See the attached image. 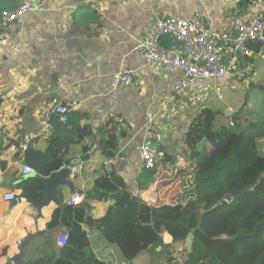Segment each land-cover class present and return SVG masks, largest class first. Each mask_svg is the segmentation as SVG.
I'll use <instances>...</instances> for the list:
<instances>
[{
  "label": "crops",
  "instance_id": "crops-1",
  "mask_svg": "<svg viewBox=\"0 0 264 264\" xmlns=\"http://www.w3.org/2000/svg\"><path fill=\"white\" fill-rule=\"evenodd\" d=\"M238 2L32 0L33 14L22 18L12 29L0 28V264H5L8 257L19 251L18 244L27 233L36 231V225L40 236L26 250V257H34L29 262L57 258L62 247L57 237L68 230L65 222L78 216L70 208L78 204H69V199L82 194L86 202L96 179L107 171H115L130 190L150 204H174L190 191L191 173L180 171L179 175L177 172L188 168L190 152L186 132L190 123L203 107L219 112L217 105L227 103L225 91L232 104L238 94V83L243 87L246 82L250 85V81L264 78V50L258 54L255 66L245 56L233 57L228 52L225 64L232 66L230 78L202 82L189 92L178 93L175 83L179 75H172L159 66L144 67L143 51L135 46L148 35L156 20L168 16L191 18L197 13L204 15L207 24L217 31L228 28L225 37L234 38L236 32L229 28L232 19L247 21L253 14L264 11V0H256L248 8L240 7ZM82 13H95L97 17L84 15L91 16L85 23L79 20L78 15ZM161 45L176 47L186 54V49L168 35L161 37ZM128 68L139 69L133 83L113 89L114 74ZM55 98L68 106L70 119L67 124L55 123L54 134L67 136L71 128L88 125L92 137H87L81 145L72 146L68 162H64V166H72L70 181L74 192L67 186L58 188L60 201L65 203L63 211L52 203L42 210L40 217L34 205L12 204L5 201L3 195L15 191L17 198L32 199L24 196L19 186L26 180L22 165L34 168L32 163L26 162L25 151L29 147L37 151L47 148L49 138L40 135L39 129L55 117L52 102ZM227 110L233 112L232 120L236 110L230 104ZM108 123L119 127L118 149L113 157L96 152L100 148V130ZM222 124L226 122L218 126ZM149 135L157 147L168 148L176 164H160L159 179L144 189L138 183L144 170L139 149ZM159 158L158 152L157 161ZM78 159H81L79 163L71 164ZM74 167L78 168L77 173ZM175 174L178 180L173 177ZM187 175L190 182L179 186L169 202L168 194ZM42 187L43 184L37 190ZM35 199H42V195ZM110 203L109 200H90L89 215L103 216ZM84 229L93 252L107 264H148L141 259L142 254L132 262L126 261L119 248L106 241L100 231L87 225ZM163 238L166 243L172 242L168 233H164Z\"/></svg>",
  "mask_w": 264,
  "mask_h": 264
},
{
  "label": "trees",
  "instance_id": "trees-1",
  "mask_svg": "<svg viewBox=\"0 0 264 264\" xmlns=\"http://www.w3.org/2000/svg\"><path fill=\"white\" fill-rule=\"evenodd\" d=\"M255 1L239 0L238 5L248 8ZM17 6L18 0H0V17L4 10ZM84 15L97 17L95 13L79 14V20L85 23L91 16ZM248 47L252 55L245 58L255 66L264 43L249 41ZM249 87L264 90V83L250 81ZM218 114L203 107L187 129L190 160L188 168L177 171L192 169L193 182L177 203L150 204L130 190L115 171H107L96 179L86 202L70 207L78 216L65 220L69 236L59 248L58 257L27 264H107L93 252L84 225L100 231L128 262L150 252L152 259L164 257L173 263L171 249L192 233V248L189 251L185 245L181 264H264V119L260 123L252 121V115L261 114L244 105L234 113V124L216 126ZM52 122L60 123L57 115ZM118 129L117 124L108 123L100 130V148L96 152L109 157L116 154ZM87 137H92L88 125L71 128L67 136L53 134L44 151L31 147L25 151L26 162L32 163L41 176H51L68 162L71 147L81 145ZM158 150L160 158L155 166L144 167L138 177L141 188H149L159 179L160 164H176L167 147L159 145ZM41 181L40 177L26 179L19 185L22 194L38 198ZM237 191L241 195L235 200L226 199ZM94 199L111 201L106 213L98 218L89 215L90 200ZM164 233L172 237L171 243L164 241ZM3 253L6 255L7 251Z\"/></svg>",
  "mask_w": 264,
  "mask_h": 264
},
{
  "label": "built area",
  "instance_id": "built-area-1",
  "mask_svg": "<svg viewBox=\"0 0 264 264\" xmlns=\"http://www.w3.org/2000/svg\"><path fill=\"white\" fill-rule=\"evenodd\" d=\"M35 8L32 0H18V6L12 10H4L0 17V28L12 29L22 18L33 14ZM229 28L235 30V37H225L228 28L217 31L207 24L204 15L195 14L191 18L168 16L156 20L148 35L137 42L135 49H140L144 54V67L159 66L172 75H179L175 83L178 93H186L196 88L200 83L215 79H227L232 76V66L225 64V57L230 52L233 57L251 56L248 47L249 41L264 43V11L253 14L247 21L234 18L230 21ZM170 36L186 49L183 54L178 48H165L161 45L162 36ZM138 68H128L114 74L112 87L119 89L128 87L133 83ZM54 114L62 124H67L70 119V110L57 98L53 99ZM233 123V120L231 121ZM56 131V124L49 121L39 129V134L50 138ZM158 147L152 135H149L141 144L139 153L143 167L153 168L157 161ZM23 174L36 173L30 165H22ZM74 172L78 168L74 167ZM17 198L15 191H8L3 195L5 201L11 202ZM84 200L82 194L73 195L69 204H79ZM69 234L61 233L57 237L60 246L68 241Z\"/></svg>",
  "mask_w": 264,
  "mask_h": 264
},
{
  "label": "water",
  "instance_id": "water-1",
  "mask_svg": "<svg viewBox=\"0 0 264 264\" xmlns=\"http://www.w3.org/2000/svg\"><path fill=\"white\" fill-rule=\"evenodd\" d=\"M89 154V153H88ZM88 154L86 156H88ZM81 159H78L77 161H72V165L79 163ZM72 173V166H64L58 171H56L52 176H41L37 175L36 173L33 174H24L23 179H28L29 177L37 175L41 178L43 187L39 189L38 193L39 195H42V199H26L24 197L16 198L14 201H11L12 204L18 203V202H28L32 205H34L36 208H38L40 217L43 216L42 210L45 207L50 206L52 203H55L56 205L60 206L62 211L65 207V203L60 201V198L57 194L58 188L60 186H67L71 189V192H74V186L72 182L70 181V176ZM241 195L240 191H237L234 194H230L226 196V199L228 201H233L237 197ZM40 236V230L38 225H36V231L27 233L26 236L20 241L18 244V252L10 257H8L5 264H25L29 262L30 260H33V255L30 257H26V250L27 248L31 247L33 245V242L37 237ZM186 247L190 251L193 245V237L192 233H190L186 238ZM161 247L158 248L160 250Z\"/></svg>",
  "mask_w": 264,
  "mask_h": 264
},
{
  "label": "rangeland",
  "instance_id": "rangeland-1",
  "mask_svg": "<svg viewBox=\"0 0 264 264\" xmlns=\"http://www.w3.org/2000/svg\"><path fill=\"white\" fill-rule=\"evenodd\" d=\"M242 78H244V77H242ZM258 83H264V78H260L258 80ZM242 85H243V87H241V85L238 83V94L236 95V100L234 102H232V104H231V102H228L229 97L227 95V92L225 91L227 103H223V104L219 103V105H217V107H216V109L219 110L218 117L215 121L216 126H218L219 123H225V122L229 123V121L231 120L233 112L227 110L229 104L232 105L234 110H236V111L239 108L243 107L244 105H247L248 107H250L251 111L261 114V116L252 115V118H251L252 121L260 123L264 119V90H260L258 88H250L248 86L249 84L247 82H246V84L244 83ZM219 91L224 93V89H222V88H220ZM186 173L190 174V171L187 170ZM180 174H182V173L179 172V175ZM173 177H175L177 179L179 176H177L175 174ZM190 179L191 178L187 175L184 177V181L183 180L179 181L178 185H175L173 187L174 190H172L167 196V198H169V202L171 200V197L175 195L174 194L175 191H179V189H178L179 186L181 187L184 183L190 182ZM173 180H171V181H173ZM262 188L264 189V184H263ZM164 201H166V200H164ZM186 244H187V242L185 241L183 243H178V244H175L173 246V248L171 249V251L173 253V258H175V261L173 263H169L168 261H166V259L164 257L157 259V260L153 259L150 262V260L152 258V254L150 252H144V254H142L141 259L144 258L145 263H148V264H181L183 257H184V247Z\"/></svg>",
  "mask_w": 264,
  "mask_h": 264
}]
</instances>
